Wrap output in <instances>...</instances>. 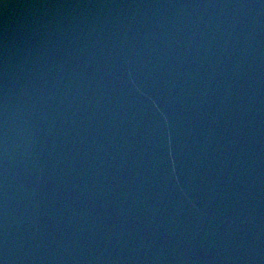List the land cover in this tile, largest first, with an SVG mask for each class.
<instances>
[{
  "label": "water",
  "instance_id": "95a60500",
  "mask_svg": "<svg viewBox=\"0 0 264 264\" xmlns=\"http://www.w3.org/2000/svg\"><path fill=\"white\" fill-rule=\"evenodd\" d=\"M0 264H264V0H0Z\"/></svg>",
  "mask_w": 264,
  "mask_h": 264
}]
</instances>
